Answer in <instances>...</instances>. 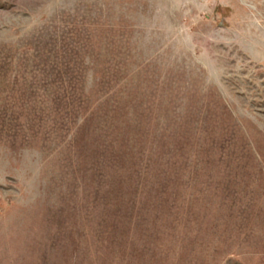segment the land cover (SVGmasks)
I'll return each instance as SVG.
<instances>
[{"label":"rangeland","instance_id":"rangeland-1","mask_svg":"<svg viewBox=\"0 0 264 264\" xmlns=\"http://www.w3.org/2000/svg\"><path fill=\"white\" fill-rule=\"evenodd\" d=\"M0 264H264V0H0Z\"/></svg>","mask_w":264,"mask_h":264}]
</instances>
